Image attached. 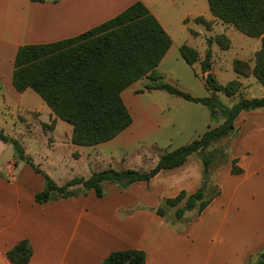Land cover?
<instances>
[{
	"label": "crops",
	"instance_id": "0c3cea01",
	"mask_svg": "<svg viewBox=\"0 0 264 264\" xmlns=\"http://www.w3.org/2000/svg\"><path fill=\"white\" fill-rule=\"evenodd\" d=\"M136 2L149 9L172 40L158 67L162 74L171 66L164 64L168 57L180 61L182 45L190 38L215 33L213 29L222 22L213 16L208 0H0V99L7 101L8 92L20 104L32 91L19 93L13 86L21 46L77 37ZM201 17L210 29L196 23ZM145 85L146 80L138 81L122 93L132 125L98 146L73 145V129L57 136L62 120L51 109L50 123L41 113L33 114L48 129L46 139L67 141L81 158L99 151L101 158L111 160L132 157L142 147L172 152L200 138L213 124L207 107L161 90L139 93ZM53 122L54 128L49 127ZM242 154L235 158L243 173L233 175L231 168L219 171L214 180L221 193L200 216L169 222L155 211L163 199L201 189L202 165L193 162V156L150 183H134L127 189L106 184L102 199L89 191L85 196L37 204L35 195L44 190V177L19 161L13 146L0 140V264H12L7 253L23 240L33 248L30 264H103L111 253L129 249L146 252L147 264H250L264 251V165L249 171L251 152ZM9 165L15 170L13 179H9ZM43 171L59 184L50 171ZM93 173L84 177L75 173L73 178L87 179Z\"/></svg>",
	"mask_w": 264,
	"mask_h": 264
},
{
	"label": "trees",
	"instance_id": "16d2710c",
	"mask_svg": "<svg viewBox=\"0 0 264 264\" xmlns=\"http://www.w3.org/2000/svg\"><path fill=\"white\" fill-rule=\"evenodd\" d=\"M208 3L215 18L248 37L262 39V48L255 54V67L236 60L234 71L239 76L253 75L264 86V0H208ZM196 23L211 28L202 17L197 18ZM214 42L223 50H228L231 45L225 34L207 40L209 46ZM171 46L172 40L158 20L142 2H136L117 17L77 37L50 44L25 45L18 49L14 62V88L19 93L34 91L57 118L71 125L73 145L98 146L127 130L133 123V117L122 93L141 80H149V83L139 93L161 90L207 107L212 121L223 120L193 142L172 152H163L154 168L147 173L134 169H107L95 172L87 179L74 178L63 185L35 164L18 139L0 129V140L13 146L17 159L45 179L44 190L35 195L37 204L85 196L89 191H94L96 197L102 199L106 195V184L127 189L134 183H150L161 172L183 166L193 155L201 158L203 182H207L205 190L200 189L194 194L183 190L176 197L163 199L155 210L157 215L169 222L184 219L188 212H193L196 218L220 195L218 186L216 193L208 195L212 185L211 168L219 159L224 164L227 153L223 150L210 152L209 149L236 133L235 122L241 113L264 108V98L244 99L233 107H226L218 94L224 92L232 97L240 83L231 81L221 85L212 73L204 78L205 88L210 94L208 97L198 98L181 91L167 83L158 71ZM180 53L191 67L200 61L199 52L187 44L180 47ZM211 54L209 48L202 64L204 74L211 69ZM54 125L55 122L49 127ZM238 163L239 159L232 160L233 175L243 173ZM169 208L176 209V219L170 217ZM32 255L33 248L27 240L7 253L12 264H30ZM260 256L263 259L259 263L250 264H264V251ZM103 264H147V255L138 249L117 251L111 253Z\"/></svg>",
	"mask_w": 264,
	"mask_h": 264
},
{
	"label": "rangeland",
	"instance_id": "374dc122",
	"mask_svg": "<svg viewBox=\"0 0 264 264\" xmlns=\"http://www.w3.org/2000/svg\"><path fill=\"white\" fill-rule=\"evenodd\" d=\"M213 30H215V33L209 34L208 37L190 38L189 43H187L196 48L200 54V61L194 67L186 65L181 56L179 58L180 61L171 57L166 59L164 64L169 63L168 65L171 66L168 68L167 74H162L165 77V81L194 97H208L210 94L205 88L204 78L208 73H212L221 85L225 86L231 81H238L240 83V87L234 96L229 97L224 92L218 94L220 101L226 107H233L244 99L264 98V86L258 82L255 76H239L234 71V62L236 60L247 62L251 68L255 67V54L262 48V39L248 37L233 26L222 22ZM222 33L230 40L231 45L228 50H223L215 42L210 46L208 45L207 40L210 36L214 38ZM209 48L212 53L210 61L211 69L204 74L202 64ZM147 83H149V80H146ZM6 99L7 101L0 99V129L11 137L18 139L27 152L33 156L38 166L43 170L50 171L60 181V185L74 179L75 173L82 175V177L89 173L107 169H136L137 171L147 173L154 168L163 153L157 147L151 146L142 147V150L132 157L119 160L101 158L99 151L91 153L88 156L84 155L81 158L79 153L72 152L71 146L67 141L57 142L51 138H45L48 129H44L43 124L36 119L33 113H41L42 119L50 123L48 112H51V110L37 93L27 91L20 104L8 92H6ZM144 119L142 117L141 122L146 125ZM222 121V119L218 122L213 121L210 127L215 128ZM59 122L57 136L64 137L73 128L64 121ZM235 126L237 131L234 135L217 142L209 149L210 152L215 150L225 151L227 159L224 164L219 159L212 166L210 176L212 185L208 190V195H212L217 191L216 186L218 185L214 180V176L219 171L223 172L226 170L227 172L232 167V160L238 154L242 156L244 152H251L247 160V170L251 172L260 167L261 164L264 165V162H262L264 159V108L243 112L237 118ZM20 137H22V140L19 139ZM192 161L201 164V158L198 155H193ZM69 166H72V169ZM12 169L14 170V167ZM9 177V179H13L14 174L9 175ZM180 206H183V203ZM175 211L176 209L169 208L168 212H170L172 219H176ZM193 215V212H188L186 217L187 219H191ZM257 260H253L252 262H257Z\"/></svg>",
	"mask_w": 264,
	"mask_h": 264
},
{
	"label": "water",
	"instance_id": "95a60500",
	"mask_svg": "<svg viewBox=\"0 0 264 264\" xmlns=\"http://www.w3.org/2000/svg\"><path fill=\"white\" fill-rule=\"evenodd\" d=\"M206 185H207V182L204 181V182L202 183V191L205 190ZM262 259H263V258L260 256V257L258 258V260H257V263H259Z\"/></svg>",
	"mask_w": 264,
	"mask_h": 264
},
{
	"label": "built area",
	"instance_id": "2783aa9c",
	"mask_svg": "<svg viewBox=\"0 0 264 264\" xmlns=\"http://www.w3.org/2000/svg\"><path fill=\"white\" fill-rule=\"evenodd\" d=\"M12 168H13V166L9 165V175H13L14 174V170Z\"/></svg>",
	"mask_w": 264,
	"mask_h": 264
}]
</instances>
